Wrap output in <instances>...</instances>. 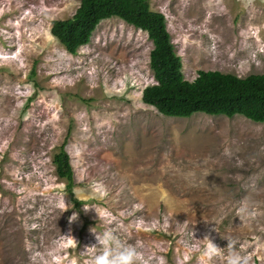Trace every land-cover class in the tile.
I'll use <instances>...</instances> for the list:
<instances>
[{"label": "rangeland", "instance_id": "374dc122", "mask_svg": "<svg viewBox=\"0 0 264 264\" xmlns=\"http://www.w3.org/2000/svg\"><path fill=\"white\" fill-rule=\"evenodd\" d=\"M149 3L188 81L264 74V0ZM79 6L0 0V264H87L93 228L136 245L148 264H225L201 257L205 235L223 256L231 240L264 264V124L161 115L142 101L155 84L146 32L106 20L75 56L53 37L54 21ZM65 143L79 208L53 162Z\"/></svg>", "mask_w": 264, "mask_h": 264}, {"label": "trees", "instance_id": "16d2710c", "mask_svg": "<svg viewBox=\"0 0 264 264\" xmlns=\"http://www.w3.org/2000/svg\"><path fill=\"white\" fill-rule=\"evenodd\" d=\"M113 18L146 32L153 43L150 68L155 84L142 95L144 104L168 118L208 116L244 117L264 124V74L240 78L218 71H200L194 81L183 72L163 13L154 12L149 0H80L73 17L54 21L51 33L70 55L87 46L99 25ZM65 143L54 157L57 175L67 181V192L77 208L85 204L74 198L75 172Z\"/></svg>", "mask_w": 264, "mask_h": 264}, {"label": "clouds", "instance_id": "9594fccd", "mask_svg": "<svg viewBox=\"0 0 264 264\" xmlns=\"http://www.w3.org/2000/svg\"><path fill=\"white\" fill-rule=\"evenodd\" d=\"M244 6L249 7L254 4V0H243ZM61 208L67 209L69 206L66 203L59 205ZM84 211L87 213L90 209L84 206ZM78 219V213H74L69 223H73ZM206 224L207 221H205ZM216 231V228L213 229ZM94 234L97 243L92 246H87L86 250L81 252L82 255L90 256L87 264H148V261L143 258L142 251L136 246L131 244H125L119 240V238L112 231H105L103 233H97L95 228L91 229ZM195 236V233H194ZM64 238L68 240H75L71 232L68 235H64ZM203 244L201 250V257H206L211 260L213 257L222 256L225 264H250V258L248 256H242L233 245L231 240L228 241L227 255L223 256V249L217 246L209 235H205L202 240L196 239Z\"/></svg>", "mask_w": 264, "mask_h": 264}]
</instances>
